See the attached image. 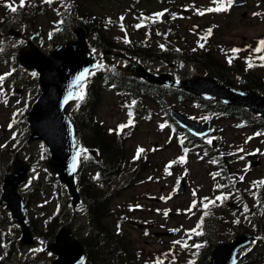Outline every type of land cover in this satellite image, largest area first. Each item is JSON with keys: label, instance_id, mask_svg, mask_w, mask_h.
I'll return each instance as SVG.
<instances>
[{"label": "rangeland", "instance_id": "1", "mask_svg": "<svg viewBox=\"0 0 264 264\" xmlns=\"http://www.w3.org/2000/svg\"><path fill=\"white\" fill-rule=\"evenodd\" d=\"M4 1L0 0V14L8 8ZM26 1L37 3L42 0ZM59 1L45 3L33 15L35 24H31L33 16L19 17L15 14L16 18H11L3 30L0 28V50L4 51L0 60V73L10 72L17 51L26 47L25 39H35L33 41L44 51H47V47L53 48L55 44H50V36L58 27L59 18L66 16V10L74 2L79 5L77 8L84 17L90 13L104 25L102 33L108 37H120L124 42L125 37L144 40L158 49L165 44L167 48L185 53L207 49L222 61L229 62V57H232L241 69L242 65L249 67L251 63L255 72L264 77V61L259 59L264 53L254 51L258 42L264 39V0H246L242 5H232L227 11L221 12L207 11L217 6L213 0H148L144 4H138V7L135 4L128 5L125 0H63L66 9L59 5ZM16 2L18 6V0ZM150 11L153 15L163 12L162 19L157 18L153 25L149 24L152 21L149 18L144 20L145 23L140 22L139 16L147 17ZM64 25L70 27V32L79 28L77 25L67 24V21ZM9 30L20 35L9 33ZM201 44L203 47H200ZM233 49L240 51L233 53ZM108 59L113 64L125 65L119 56L110 55ZM148 62L151 64L146 66L151 71L161 69L183 78L194 77L201 72L183 60L159 58ZM29 75L32 76V73ZM230 79L234 83L239 82L233 80L235 78ZM6 80L13 87L17 85L16 88L21 89L17 92L11 86V99L0 101V143L3 144L6 140L11 145L12 141H19L23 130L27 128L26 122L13 114L17 110L21 111L23 104L17 96L22 92L23 98L27 99L29 90L22 91L23 85H14L7 78ZM101 94L102 100L94 111L97 120L104 127L113 124L112 128L119 130V125H127L129 119L133 121L121 132L124 135L122 146L128 163L118 182L127 184L115 195L113 202L117 212L125 214L122 224L117 223L116 228L133 244L135 250H142V260H152L155 264L158 260L162 264H192L195 259V263H199V255L202 247L207 245L208 236L213 237L212 243H217L232 239L238 232H251L256 236L257 242L242 249L240 254L247 251L253 255L251 258L246 257L241 264H264V235L255 231V221L262 225L264 217L261 214L264 185L258 183L264 181V133L253 124L246 126L234 116L214 111L209 114L208 109L212 105L201 103L198 106L192 101L179 102L172 97L170 105L184 115L191 116L194 120L202 117L200 121H212L215 144L194 147L188 144L190 142L185 131L167 123L150 100H142L147 113L135 112L126 106L129 102L117 92L108 91L104 87ZM257 133L262 135H256ZM139 148H143L144 152L136 158ZM184 149L187 151H183ZM14 152L5 161L6 172L11 168V161L16 154ZM17 153L31 163L30 179L21 191L30 196L32 204L29 217L36 230L41 233L42 219L46 213L48 217L54 212L58 198L54 195L56 190L52 173L43 164L47 154L39 141L22 144ZM249 153L255 154L253 159L259 161L258 166H249ZM173 161L175 163H171L169 167ZM226 168L229 169L228 173ZM180 178H183L184 190L178 193L176 188ZM35 185L40 186V192L34 191ZM217 197L226 199L217 200ZM205 205L208 207L205 208ZM19 236L17 224L10 218L8 210L0 205V259L7 256L11 259L10 262L2 263L48 264L52 261L54 255L45 249L47 243L17 246L14 255H6L5 249L8 245L10 247L11 241L17 242ZM176 241L180 243H175ZM199 243L203 244L199 248L195 247ZM200 264H206V261L203 260Z\"/></svg>", "mask_w": 264, "mask_h": 264}, {"label": "trees", "instance_id": "2", "mask_svg": "<svg viewBox=\"0 0 264 264\" xmlns=\"http://www.w3.org/2000/svg\"><path fill=\"white\" fill-rule=\"evenodd\" d=\"M73 6L74 9H70V20L74 25L85 27L89 34V44L97 50L109 48L117 49L140 60L146 57L149 58L153 54L165 53V58L169 57L170 60H174L177 57L181 58L185 62L193 64L196 68L214 76L226 84L241 89L253 88L259 92H264V79H261L258 75H252V71L244 74L243 70H240L241 67L238 63H234L233 61L228 64L217 59L210 50L176 53L173 50L169 52H160L157 49L152 50L148 46L141 45V42H133L130 45H124L106 37V34L102 33V23L96 21L95 16L92 17V15L88 13L87 16L84 17L82 11L77 8L79 5L76 7L75 3ZM42 8L43 3L41 1L37 3H26L24 7H18V11L15 13L12 11L9 12V9L6 8L0 14V28L3 30L6 27V23L11 20L15 14L19 15V17L33 16ZM33 19L34 16L31 20ZM68 19L69 17H64V20ZM69 30H65V32L68 33L70 32ZM71 35L72 32H70V34H64L63 32L62 35H56L52 40L59 41V38H63V36L67 39L70 38ZM239 72L244 74L243 80L237 84L233 83L230 78L234 77L235 74H239ZM107 84L112 85L115 90L126 92L125 94L129 98H132V100L138 98L139 95H148L152 97L168 119H170L168 104L174 95H178L177 98H179V101H190L193 99L194 101H200L201 99L173 87L147 83L130 75L121 67L107 65L99 67L89 76L83 88L84 99H80L75 110L71 109L70 112L73 115L69 112L75 126L77 141L84 149L80 156L75 174L80 198V203L75 210L77 212V209L82 208V213L84 215L81 224L78 225L79 236L77 234L75 235L85 248L83 264H139L138 261H140L139 257L142 252L140 250H135L133 244H131L122 232L116 228L117 223L120 225L122 224V218H124V216H119L120 212H117L118 209L115 208L113 200L115 195L127 184V182L122 184L118 182L128 163L125 150L122 146L123 138L120 133H116L114 130L110 131L101 126L94 117V110L96 104L100 100L101 89ZM204 102L211 104L212 110L227 115L235 114L247 123L255 121L256 124L264 129V121L257 115L251 114L243 107L224 106L219 103H210L209 101ZM26 136L27 129L22 132L18 142H12L11 145L7 143L0 145V189L3 175L6 173L5 161L8 160L14 151L25 143ZM187 139L190 142L188 144L194 147L198 145L209 147V145L203 143L200 138L188 134ZM90 149H93L94 153H91ZM43 164L45 165V159L43 160ZM52 177L55 183L58 202L63 205L62 208L57 206L56 212H61L60 214H62V212L66 210L65 214L72 216L69 209H67V207H71L68 193L64 185L53 175ZM39 187L40 186L35 185L34 191L40 192ZM23 197L25 200L26 212L30 215V206L32 204L30 196L26 194L23 195ZM60 214L53 216L48 223L43 222L44 226L42 233L44 237H52L56 230L62 225L63 220ZM28 219L31 220V218ZM207 219L208 218H206L205 221H207ZM261 223L262 225L258 224V221H255V231L264 235V219ZM34 230L35 228L33 226V231ZM212 238L211 235L208 236L206 238L207 245L203 246L201 249L200 257L202 262L203 260L207 261L208 252L214 244L211 242ZM10 247L12 250L15 249L17 247V242L11 241ZM201 261L194 264H200ZM148 264L155 263L150 262Z\"/></svg>", "mask_w": 264, "mask_h": 264}, {"label": "water", "instance_id": "3", "mask_svg": "<svg viewBox=\"0 0 264 264\" xmlns=\"http://www.w3.org/2000/svg\"><path fill=\"white\" fill-rule=\"evenodd\" d=\"M86 49L83 34L80 32L76 41L59 45L48 56L43 55L32 43L29 49L21 50L18 54L19 61L26 68L37 69L38 81L42 88L41 94L25 115L26 120L29 121L30 131L27 141L41 139L45 143L48 150L47 168L56 173L59 180L65 183L73 204H76L79 198L75 171L80 147L75 140L73 124L64 109L78 95L77 86L80 81H77V77L92 66L91 57L84 53ZM128 69L148 81L166 83L225 104L245 106L251 112H257L264 119V95H259L253 90H236L209 75L172 80L168 73L153 75L135 62H132ZM172 114L181 125L196 136L209 132V121L199 123L190 120L174 109ZM74 164L75 170L73 171ZM257 164L258 161L252 162L251 165ZM28 169L29 163L15 155L12 169L5 174L0 192V204H4L11 218L18 223L20 228L19 243L21 245L33 242L25 218L24 201L18 191V186L27 177ZM183 188L181 179L178 191H182ZM61 239L62 242H60ZM251 240L250 234L243 233L235 235L230 241L217 243L209 253L207 264H236L240 260L235 256L238 249L249 244ZM48 248L57 254L50 264H77L83 257V247L66 230L61 231L57 235L56 242L50 244Z\"/></svg>", "mask_w": 264, "mask_h": 264}, {"label": "snow or ice", "instance_id": "4", "mask_svg": "<svg viewBox=\"0 0 264 264\" xmlns=\"http://www.w3.org/2000/svg\"><path fill=\"white\" fill-rule=\"evenodd\" d=\"M43 2L48 3V4H52L54 2V0H43ZM213 2L215 4H217V6L215 8H209V9H207V11H209V12H211V11H216V12L227 11L232 6V4L234 3V0H213ZM25 5H26V0H20V3H19V6L18 7L22 8ZM6 6L13 13H15V12L18 11V7L17 6H13V4H8ZM162 14L163 13H160V14H157V15H162ZM200 14L203 15V12H201ZM121 20H123V17H121ZM121 27H123V25H121ZM137 27H140V25H137ZM210 34H211V30L209 29V35ZM161 47H163V46H161ZM200 47H203V45L201 44ZM239 51H240L239 49H233L232 50L233 53H236V52H239ZM254 51L257 52V53H264V41L258 42V47ZM259 59L262 60V61H264V55H260L259 56ZM231 60H232V57H229V63H231ZM251 66H252V64L249 63V67H251ZM7 75H10V73L7 74ZM33 75H35V73H33ZM87 75H89V73H88L87 70H85V72L81 73L80 76L77 77V81L83 80ZM3 80H4V77L3 76H0V83H2ZM79 98L81 100H83L84 99L83 94H81ZM134 103H135V101H133V104ZM131 115H132V113L130 111L129 112V116L131 117ZM132 123H133V121L131 119H129L127 125L122 124V125H119L118 128H119L120 131H122L125 127H128ZM10 127H11V125H10ZM161 127H164V125H161ZM256 135H262V133H257ZM249 139H251V138H249ZM208 143H211V140H209ZM186 151H187V149H185V152ZM142 152H144V149L143 148H139L138 151H137L136 158H139L140 153H142ZM181 162H183V158H181ZM171 163H175V161L170 162L169 167L171 166ZM74 170H75V164L73 165V171ZM216 175H219V173H217ZM240 179L243 180V177H240ZM258 183L264 185V181H260ZM217 187H220V186L218 185ZM216 199L217 200H221V199H226V197H217ZM193 206H195V205H193ZM207 207H208V205H205V208H207ZM164 214L167 215V212H165ZM205 214H207V213H205ZM236 222L238 223L239 221H236ZM197 234H199V233H197ZM175 243H180V242L179 241H176ZM184 246H186V245H184ZM195 247L199 248L200 245H195ZM157 264H162V262L158 260L157 261Z\"/></svg>", "mask_w": 264, "mask_h": 264}]
</instances>
